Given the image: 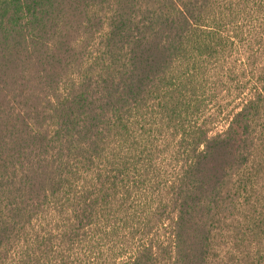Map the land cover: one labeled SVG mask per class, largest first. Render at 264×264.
<instances>
[{"label":"trees","instance_id":"trees-1","mask_svg":"<svg viewBox=\"0 0 264 264\" xmlns=\"http://www.w3.org/2000/svg\"><path fill=\"white\" fill-rule=\"evenodd\" d=\"M254 10L0 0V264H264V63L214 124Z\"/></svg>","mask_w":264,"mask_h":264},{"label":"rangeland","instance_id":"rangeland-1","mask_svg":"<svg viewBox=\"0 0 264 264\" xmlns=\"http://www.w3.org/2000/svg\"><path fill=\"white\" fill-rule=\"evenodd\" d=\"M254 5L257 6V4ZM239 26L243 30L242 41L229 49L230 53H228L227 59L238 69L243 67V63L246 65L242 73L237 71L238 74L233 79L230 93L220 92L218 95L215 93L214 106L217 110L218 119L217 123L214 124L217 129L223 128L224 114L229 111L231 104L239 100L237 96L242 98L245 92L251 89L253 85L255 86L261 66L264 63V10H254V13L250 11L247 17L243 16ZM246 55L251 56L249 60L246 59ZM226 263L232 264L229 261Z\"/></svg>","mask_w":264,"mask_h":264}]
</instances>
